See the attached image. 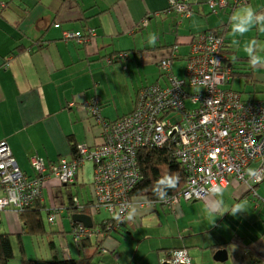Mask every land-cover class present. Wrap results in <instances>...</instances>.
Instances as JSON below:
<instances>
[{
    "label": "crops",
    "instance_id": "crops-1",
    "mask_svg": "<svg viewBox=\"0 0 264 264\" xmlns=\"http://www.w3.org/2000/svg\"><path fill=\"white\" fill-rule=\"evenodd\" d=\"M247 4L264 10V0H249ZM167 7L168 0H0V142L8 144L25 175H32L33 156L46 164L56 163L71 159L78 145H100L101 127L90 116L86 103L99 99L101 115L109 122L130 115L141 89L168 86L157 70L171 50L176 53L172 72L183 78L191 42L200 33L213 30L221 36L219 32L224 31L225 53L230 61L227 66L236 73L233 82L244 80V91L246 86L256 91L258 83L264 84V68H251L247 54L238 52L228 37L231 31L229 21L223 23L225 15L205 16L206 6L199 4L195 16L182 19L167 13ZM65 32L79 33L83 38L93 32L95 36L83 45L64 40ZM151 33L162 39L154 45L148 43ZM254 38L264 47V33L256 30ZM254 51L264 56L259 48ZM119 54H127V58L109 63ZM104 60L111 66L107 67ZM174 61L184 62L179 74L173 70ZM79 174L76 184L63 186V192L54 180L45 184L43 200L38 202L45 206L47 219L50 210L59 212L50 224L54 226L59 220L54 234L71 238V217L76 213L69 210V196L87 207L92 201V185L84 184L82 178L79 181ZM55 191H59L62 205L53 203ZM256 192L255 200L242 185L232 183L220 195L192 202L197 204L196 210L201 209L199 212L180 207L191 202H180V209L176 207L174 212L165 206L141 209L142 214L134 222L125 223L118 234L123 240L113 232L101 249L94 247L92 238L81 247L72 242L73 249L67 238L61 250L53 241L49 243L54 244L62 260L86 264L107 254L111 259L99 260L98 264H162L169 253L182 250L194 264H264V181ZM210 200L223 201L215 214L206 209ZM236 206L243 211L234 215ZM83 214L92 220L95 213ZM170 215L174 222L164 230ZM5 221L8 228L4 233H23L18 215L6 211L0 216V222ZM98 224L93 223V227ZM149 228L153 229L151 235L137 236ZM219 251L226 252L225 262L214 261Z\"/></svg>",
    "mask_w": 264,
    "mask_h": 264
},
{
    "label": "built area",
    "instance_id": "built-area-1",
    "mask_svg": "<svg viewBox=\"0 0 264 264\" xmlns=\"http://www.w3.org/2000/svg\"><path fill=\"white\" fill-rule=\"evenodd\" d=\"M199 0H168L167 13L180 18L193 15L189 5ZM215 14L233 9L247 0H201ZM95 35L83 38L79 33H63L64 40L87 44ZM224 38L216 33H201L191 42L183 78L172 73L174 50L158 63L168 86L152 85L137 94L134 111L115 122L101 115V101L93 99L86 108L101 127L102 143L96 147L78 145L75 156L46 164L37 156L30 158L31 177L25 175L12 156L8 144L0 142V215L6 211L20 213L35 201L43 200L48 180L57 185L74 186L85 162L93 165L92 213L104 211L110 222L106 232L115 233L124 222L113 218L114 212L156 208L163 205L174 212L181 201H203L232 183L242 185L257 199L256 187L264 177L249 179V168L264 169V102L243 99L231 88V73L226 66ZM127 54L111 57L109 63L125 60ZM168 148L182 166L185 183L181 191L165 201L139 199L132 195L140 181L137 156L142 149ZM72 205L83 214L84 205L73 198ZM48 223L59 212H48ZM75 245L103 234L81 224L71 226ZM163 263L194 264L185 251H173ZM162 263V264H163Z\"/></svg>",
    "mask_w": 264,
    "mask_h": 264
},
{
    "label": "trees",
    "instance_id": "trees-1",
    "mask_svg": "<svg viewBox=\"0 0 264 264\" xmlns=\"http://www.w3.org/2000/svg\"><path fill=\"white\" fill-rule=\"evenodd\" d=\"M248 1L249 0H247L246 3H244L242 5L234 7L232 9V11H234L235 9H237L239 7L244 6L245 4L248 3ZM199 4H202V5L207 7V5L201 0H199L198 2H192L189 5L193 8V13H195V10H196L195 7ZM166 12H167V10H166ZM169 13H174V12H169ZM174 14H176V13H174ZM223 32H224L223 30H221V32H219L221 37L224 36ZM205 33H208V32H205ZM211 33H215V32L212 30ZM171 49H173V48H171ZM224 53H225V48H224ZM229 62H227V64ZM227 64H226V66H227ZM229 70H230L231 77H232V80H231V86H232L234 75H236V73L233 72V69L231 66H230ZM249 100H256V101L264 102V100H259V99H254V98H251ZM73 154L75 156V150H74ZM137 166H138V170H139V174H140V181L138 182L137 186L135 187V189L132 192V195L136 198L148 199L150 201H159V199L153 194V186H154L155 182L166 171L178 172L180 175V181H179L178 186L175 189H169L167 197L177 194L179 191L182 190V188L184 186V183H185L184 170H183L182 166L177 162V160L173 157L171 150L168 148H164L161 150L142 149L138 153V156H137ZM58 187H63V186L58 185ZM67 187H69V186H67ZM45 188L46 187L44 186V189ZM44 189H43V191H44ZM73 198H76V197H73ZM73 198H72V196L68 197V199H69V204H68L69 210L73 213H78L77 209H75L72 205ZM160 206H163V205H160ZM90 211H91L90 206L87 207V204H84V213L89 212V214H90ZM44 212H45V206L43 205V207H42L38 201H35L30 208L24 209L23 211H21L18 214L15 213L16 215H18L19 221L21 222L23 233L20 235H10L7 233H0V264H11V262H13L15 259L12 241H11L12 238L16 239L18 246H19V261L17 264H41L37 260H32V259L28 258L27 253H26L24 246H23V236L27 235L29 237H38V236H41L43 234H47L45 232V227H44V223H43V213ZM109 222H110V219L107 215V219L103 220L97 226L93 227L94 229H98V230H100V232L103 233L100 236H98L96 239L94 238V240L96 241L95 246H94L95 248H98V249L103 248L104 240L107 238H110L112 236L113 233H111L110 231L106 232L105 224L109 223ZM73 225H74V223L72 222L71 226H73ZM123 227H124V225L119 230H117L115 233L121 234ZM90 241H91V238L84 239L81 241V243L79 244L78 247H81L82 245H84L85 242H90ZM49 249L51 251V259L46 261V264H86V261H74V260L65 261V260L60 259L57 255L56 251H55L53 243H49Z\"/></svg>",
    "mask_w": 264,
    "mask_h": 264
},
{
    "label": "rangeland",
    "instance_id": "rangeland-1",
    "mask_svg": "<svg viewBox=\"0 0 264 264\" xmlns=\"http://www.w3.org/2000/svg\"><path fill=\"white\" fill-rule=\"evenodd\" d=\"M241 7L235 9L234 11L240 9ZM205 16H210L211 17H216V14L213 13L208 7H205ZM231 9H227V10H218V13H220L221 15H225L224 17V21L223 23H228L230 16L232 15V13L234 12ZM196 14L193 13V16H195ZM207 17V18H208ZM203 19L205 20V17H203ZM256 34V29L254 28L252 31L246 33L244 36H239L237 35L236 37H232L231 32H229L228 37L233 41L235 40L234 46L235 49L243 54H246L243 50L245 44L247 43V41L251 40ZM157 39H162V37L159 34H156ZM176 53H173V55H175ZM104 63L107 67H110L111 65H108L106 60H104ZM119 64H115V66H117ZM184 66V62L183 61H174L173 62V70L175 72H177L178 74L180 73V68H182ZM157 70V69H156ZM157 72H160V70L158 69ZM232 89L233 91H237L239 93H241L242 98L243 99H248L247 97H252L254 99H259V100H264V84L262 83H258L256 85V91L252 88H248L249 86H246L247 89H245V91L243 90L244 88V80L241 78L235 79L233 84H232ZM262 91V92H260ZM253 92V93H252ZM255 93V94H254ZM251 99V98H250ZM83 173L79 174V181H81V178L83 180L84 184H92L93 183V165L90 162H85L84 166H83ZM81 183V182H80ZM58 186V185H57ZM58 190L61 189L62 187H57ZM61 191L63 192V188L61 189ZM76 192V191H75ZM75 192L73 194H75ZM55 195V199L53 200V203L55 205H62V199L61 196L59 194V191H55L54 192ZM51 199V198H50ZM52 201V200H51ZM184 202V201H181ZM52 203V204H53ZM180 204V203H179ZM196 203H189L188 205L182 204V206L180 205V207L182 208V210H186L187 208H190V210H193L194 208V212H199V210L201 209H197L196 210ZM178 208V207H177ZM202 208V207H201ZM180 208H178L179 210ZM192 212V211H189ZM3 216V215H2ZM171 218L167 221L166 223V227L164 228V230H166V228H168L169 225H171L174 222V217L172 215H170ZM107 217L106 213L104 211H100V213H95L92 215V221L94 224H98L100 223L103 219H105ZM43 220H44V224H45V228L47 230V234H43L41 236L38 237H29L27 235L23 236V246L26 250L27 256L29 259L32 260H37L39 261L41 264H46V261H48L49 259H51V252L49 249V241H53L54 244L56 245V247L58 249H62V242L64 238H67L69 240V245L70 247L73 249L74 246V241L72 238V235L70 233V237H68V234H54V231H58V226H56L57 223H59V220L56 222V224L53 226H51L50 224L47 223V218H46V213H43ZM66 223V230L68 228V220L65 219L64 220ZM3 225V226H2ZM6 225V221L5 223H1L0 222V233H4L5 229L8 228L4 227ZM139 230V229H138ZM137 230V231H138ZM136 231V232H137ZM153 229L149 228V229H143L140 232L137 233V236H146V235H151L153 232ZM70 232H71V228H70ZM114 236H117L118 238H121L118 234H115ZM72 239V241L70 240ZM122 239V238H121ZM123 240V239H122ZM12 246H13V251H14V255H15V259L13 262H11V264H17L19 261V246L18 243L16 241L15 238H12ZM74 244H73V243ZM125 241H123L124 243ZM105 258H110V255H105L104 257H99L96 258L94 260V262L92 264H98V261L101 260L103 261V259ZM61 259V258H60Z\"/></svg>",
    "mask_w": 264,
    "mask_h": 264
},
{
    "label": "clouds",
    "instance_id": "clouds-1",
    "mask_svg": "<svg viewBox=\"0 0 264 264\" xmlns=\"http://www.w3.org/2000/svg\"><path fill=\"white\" fill-rule=\"evenodd\" d=\"M230 31L232 37L244 36L246 33L252 31L254 28L261 33H264V10H257L249 4H245L240 9L234 11L229 18ZM157 37L155 33L149 34L148 43L155 44ZM235 43V40L232 41ZM264 51V47L259 46L257 39H251L247 41L243 50L248 56V62L251 68H264V56L256 54L254 49ZM235 60V57H233ZM246 174L249 179L256 180L258 177H264V169L249 168ZM180 181V175L178 172L166 171L154 184L153 194L160 200L165 201L168 196L169 189H175ZM221 190H217L216 195H220ZM150 205L151 201H147ZM223 207L222 200H210L206 204V209L209 214H215ZM233 214L243 211L239 206L233 208ZM141 210L137 211L132 209L131 211L125 212L123 206L118 212H114L113 218L118 222L131 223L134 222L140 215Z\"/></svg>",
    "mask_w": 264,
    "mask_h": 264
},
{
    "label": "water",
    "instance_id": "water-1",
    "mask_svg": "<svg viewBox=\"0 0 264 264\" xmlns=\"http://www.w3.org/2000/svg\"><path fill=\"white\" fill-rule=\"evenodd\" d=\"M72 222L76 224H81L83 227L87 229H92L93 228V223L92 220L89 216L84 215V214H73L71 217ZM214 261L216 262H225L227 260V254L225 251H219L215 254L214 256ZM167 264V263H163Z\"/></svg>",
    "mask_w": 264,
    "mask_h": 264
},
{
    "label": "flooded vegetation",
    "instance_id": "flooded-vegetation-1",
    "mask_svg": "<svg viewBox=\"0 0 264 264\" xmlns=\"http://www.w3.org/2000/svg\"><path fill=\"white\" fill-rule=\"evenodd\" d=\"M76 214H78V213H76Z\"/></svg>",
    "mask_w": 264,
    "mask_h": 264
}]
</instances>
